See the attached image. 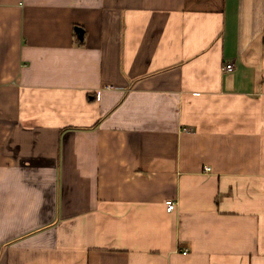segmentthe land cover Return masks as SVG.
I'll list each match as a JSON object with an SVG mask.
<instances>
[{
  "label": "crops",
  "instance_id": "1",
  "mask_svg": "<svg viewBox=\"0 0 264 264\" xmlns=\"http://www.w3.org/2000/svg\"><path fill=\"white\" fill-rule=\"evenodd\" d=\"M0 264H264V0H0Z\"/></svg>",
  "mask_w": 264,
  "mask_h": 264
},
{
  "label": "built area",
  "instance_id": "2",
  "mask_svg": "<svg viewBox=\"0 0 264 264\" xmlns=\"http://www.w3.org/2000/svg\"><path fill=\"white\" fill-rule=\"evenodd\" d=\"M224 70L226 72H232L234 70V64L233 63H227V64H225L224 65ZM208 169H209V167H208ZM176 205H177L176 201H174V200H168L167 201V210L168 211H173L176 208Z\"/></svg>",
  "mask_w": 264,
  "mask_h": 264
},
{
  "label": "water",
  "instance_id": "3",
  "mask_svg": "<svg viewBox=\"0 0 264 264\" xmlns=\"http://www.w3.org/2000/svg\"><path fill=\"white\" fill-rule=\"evenodd\" d=\"M76 33L78 34L79 38L83 39L84 36V29L82 27L77 26L75 28Z\"/></svg>",
  "mask_w": 264,
  "mask_h": 264
}]
</instances>
